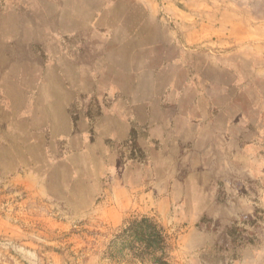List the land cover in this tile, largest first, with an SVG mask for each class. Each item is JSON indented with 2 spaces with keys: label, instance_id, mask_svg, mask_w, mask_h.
<instances>
[{
  "label": "rangeland",
  "instance_id": "1",
  "mask_svg": "<svg viewBox=\"0 0 264 264\" xmlns=\"http://www.w3.org/2000/svg\"><path fill=\"white\" fill-rule=\"evenodd\" d=\"M227 9L264 19L0 0V264H153L124 235L143 218L168 264H264V27L221 42Z\"/></svg>",
  "mask_w": 264,
  "mask_h": 264
},
{
  "label": "crops",
  "instance_id": "2",
  "mask_svg": "<svg viewBox=\"0 0 264 264\" xmlns=\"http://www.w3.org/2000/svg\"><path fill=\"white\" fill-rule=\"evenodd\" d=\"M216 23V38L221 42L226 40L227 43L231 42L232 44L240 41L253 40L256 37H259L255 27H264V19H257L256 21L254 17L239 16L234 13L233 10L229 9L221 12L219 17H217ZM205 26H207V24H205ZM221 37L225 38L222 40Z\"/></svg>",
  "mask_w": 264,
  "mask_h": 264
},
{
  "label": "trees",
  "instance_id": "3",
  "mask_svg": "<svg viewBox=\"0 0 264 264\" xmlns=\"http://www.w3.org/2000/svg\"><path fill=\"white\" fill-rule=\"evenodd\" d=\"M124 235L125 237L133 238L132 241H129L130 243L126 242L129 245L135 246L137 244L147 247L148 253L152 255L153 264H168L162 251L165 241L163 231L157 225L150 223L147 218H143L127 228L124 231Z\"/></svg>",
  "mask_w": 264,
  "mask_h": 264
}]
</instances>
